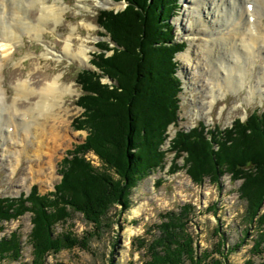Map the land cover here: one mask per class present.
Instances as JSON below:
<instances>
[{
	"label": "trees",
	"instance_id": "1",
	"mask_svg": "<svg viewBox=\"0 0 264 264\" xmlns=\"http://www.w3.org/2000/svg\"><path fill=\"white\" fill-rule=\"evenodd\" d=\"M125 2L121 12L98 14L103 37L116 46L99 42V52L91 60L97 70H81L77 76L83 91L77 105L83 113L73 126L87 131L88 137L61 162L62 179L54 192L41 196L33 186L27 197L0 198V233L4 223L31 212V264H49V257L65 250L89 249L92 238L113 226V209L120 205L123 213L130 210L132 191L148 176L165 169L173 153L177 158L185 157V165L180 168L175 161L171 175L185 169L197 186L206 180L219 186L225 175L232 182H241L238 193L245 211L239 242L228 247L226 234L214 228L216 241L202 248L194 229L201 225L196 222L197 207L185 203L161 213L160 223L149 227L145 237L134 239V249L144 250L143 264H229L231 255L249 239L254 243L253 257L245 264H264V260L256 263L254 259L264 255V112L255 111L245 122L237 119L224 130L220 125L209 129L203 123L188 132L179 129L183 81L177 75L175 57L186 44L175 41L171 19L181 8L180 1ZM110 51L114 53L107 56ZM103 79L118 84L112 86ZM171 125L176 136L165 150ZM89 153L99 157L102 167L88 162ZM217 209L216 204L208 208L210 212ZM75 213L92 224L94 232L82 239L72 232L57 234L56 224L68 221ZM21 258L18 232L3 237L0 264ZM55 264L63 263L57 260Z\"/></svg>",
	"mask_w": 264,
	"mask_h": 264
},
{
	"label": "rangeland",
	"instance_id": "2",
	"mask_svg": "<svg viewBox=\"0 0 264 264\" xmlns=\"http://www.w3.org/2000/svg\"><path fill=\"white\" fill-rule=\"evenodd\" d=\"M17 1L7 0L10 8ZM49 1L54 4L55 0ZM98 1L84 0L85 5L82 8L79 7L78 0H64L65 6H67L65 14L67 20L58 26L51 22H48V26L44 24L46 30L43 38L30 37L28 34H24L18 40L12 58L6 61L2 67L0 81L3 82L9 95L5 96L4 92H1V96L3 99H9V104H12L13 99L16 97L14 86L17 85L20 79H31L32 83H35L34 86L40 89L47 83L48 78L51 79L56 75H61L62 82L71 86L75 92L73 95H68L66 99V108L70 110V114L66 117L69 126L66 127L67 130H63V146L56 151L55 156L43 155L42 159L38 161L30 158L31 154H29V157L21 155V144L19 142L21 138L18 135L21 128H17L14 133L17 140L9 137L10 130L7 128V138L4 136L5 146L3 147L2 143L0 146V198H19L22 195L27 197L34 185L38 187L41 196L54 192L56 185L62 179L59 174L61 162L75 146L84 143L89 135L87 131H77L72 124L73 120L83 113V110L77 106V100L83 93L76 80L78 73L84 67L78 61L72 62L70 59L50 60L43 55L48 49L45 46L46 43L62 51L65 39L73 32L77 42L79 40L84 41L79 38V35L90 38L85 43L93 48L90 55L92 59V55L99 52L98 43L106 41L105 38H102L105 35L104 30L98 26L99 12L114 11L118 13L125 10L127 6L125 0H116L120 8H98ZM179 1L181 8L171 19L174 26L175 41L178 44H186L185 49L177 53L175 57L178 65L177 75L183 81L178 128L188 132L199 123H203L209 129L220 125L221 129L224 130L231 127L236 119L244 121L255 111L263 113L264 82L260 81L258 83L257 78L262 77L261 67H264V45L262 43L259 45L261 51L255 62V68L252 67L251 59L242 61L246 69L251 70L250 75H248L249 85L250 83L259 84L263 90L262 93L259 92L258 94L257 90H252L249 95L248 84L237 92L228 88L225 79L214 81L216 76L211 71L212 62L214 61L212 57L206 59L205 67L192 65L186 62L183 57L189 50L194 52L197 49H206L210 39L207 33L206 36L198 35L195 40L192 36H189L190 38L186 36L188 31L199 29V25L196 23L197 10L188 8L191 5L190 0ZM257 1H259L261 7L257 5ZM251 2H255V8L258 12L262 9V15L258 16L260 19L264 16V0L246 1L247 15ZM22 4L27 6L24 1ZM234 8L238 10L237 6L232 7V10ZM37 15H40L39 12L33 9L29 17L36 19L38 18ZM230 15L220 13L218 29L208 34L209 37L213 38L215 34L220 32L228 33L234 27L233 22L229 20ZM262 19L264 22V18ZM37 20L39 21V19ZM85 22L93 24L94 28L86 27ZM75 26L79 30H73ZM0 51H3L1 47ZM113 53L114 51H110L107 56H111ZM226 54L231 55V52L229 50L223 51V55ZM88 67L94 69L91 64ZM239 70L232 71L235 78L239 75ZM103 82L112 86L118 84L110 79H103ZM219 87L223 88L224 91H218ZM36 100L35 97L32 98V101L24 100L20 107H28ZM0 109L3 110V108ZM3 113L8 115L6 112ZM15 114L19 116L18 113ZM15 120L18 123L25 122L24 115ZM2 129L6 131V128L2 127ZM175 130L176 128L173 125L169 127L167 131L168 138L163 144V149L168 150L170 148L171 142L176 136ZM31 159L34 161H31ZM86 159L94 167L96 166L95 168L102 167V163L95 153L87 154ZM175 161H177L180 168H184L185 157L177 158L176 154H170L165 169L151 174L132 191L130 210L123 213L120 205L113 209L110 214V218L114 221L113 226L104 229L101 236L92 238L89 249L65 250L58 256L49 257L48 263L55 264L58 260L63 264H143L144 250L134 249V239L145 237L149 227L160 223L161 213L176 209L185 203H193L197 207L198 218L196 222L201 225L197 228L194 226V229L202 248H209L216 241V238H213L212 229L214 228H220L226 234L229 239L228 247L236 245L239 242V231L242 229L240 224L245 211V203L241 201L238 193L241 182H232L230 176L225 175L221 178L219 186L211 184L207 180L202 185L197 186L189 178L185 169L176 174H170L172 164ZM49 162L52 163V167H49ZM31 168H33L34 173L32 178H30ZM159 179L162 180L161 185L157 184ZM213 204L217 205L216 212L208 210ZM137 210L139 212L135 213ZM31 219L32 213L28 212L16 220L4 223L5 229L0 233V240L12 232H18L22 239V258L18 262H6L5 264H31L32 248L29 243V235L33 229ZM55 232L57 234L72 232L82 239L87 233H93L94 228L82 215L75 213L68 221L57 223ZM253 244L252 239L247 240L238 252L231 255L229 264H245L253 257L251 254ZM254 259L256 263H260L264 260V255L262 258L254 257Z\"/></svg>",
	"mask_w": 264,
	"mask_h": 264
},
{
	"label": "bare ground",
	"instance_id": "3",
	"mask_svg": "<svg viewBox=\"0 0 264 264\" xmlns=\"http://www.w3.org/2000/svg\"><path fill=\"white\" fill-rule=\"evenodd\" d=\"M23 1L26 2L27 6L22 4ZM246 1L248 0H190L191 5L188 8L197 10L196 23H198L199 29L188 31L186 36H192L195 40L198 35L206 36L207 33L210 42L208 41L209 45L206 49H197L194 52L189 50L183 55L186 62L204 67L209 57H212L213 62H215V64L212 62L211 69L216 76L214 81L225 79L228 88L237 92L246 87L247 84L249 85L250 81L248 75H250L251 70L246 69L242 61L251 59L252 67L255 68V62L261 51L259 45L260 43L264 45V22L262 19L264 16L260 19L258 17L262 15V9L258 12L255 8V2H251L247 15ZM83 2L84 0H78L79 7L83 8L85 5ZM239 2L240 5L238 6ZM256 3L260 6L259 1ZM97 4L98 8H120L116 0H99ZM235 6L238 7V10L235 8L232 10V7ZM33 9L40 14L37 15L38 18L36 19L29 17ZM66 10L67 6H65L64 0H55L54 4H51L49 0H19L11 8L7 0H0V47L3 50L0 51V75L2 67L6 61L12 58L16 44L24 34H28L30 37L43 38L46 30L44 24L48 26V22H51L58 26L64 23L67 20ZM220 13L227 15L233 13L229 16V20L233 22L234 27L228 33L220 32L211 38L208 34L218 29ZM85 25L88 28H94L93 24L85 22ZM73 30L77 31L79 28L75 26ZM79 38L84 41L79 40L77 42L75 34L70 33L65 39L62 51L46 43L45 46L48 49L43 56L50 60L70 59L72 62H80L83 67H88L90 66V55L93 48L85 41L90 38L83 35H79ZM227 50L231 52V55H223V51ZM195 55L197 56L195 57ZM236 69L240 70L239 75L235 78L232 71ZM261 71H263L262 77L257 78L258 83L264 82V67H261ZM34 84L31 79H20L14 86L16 97L13 99V103L9 104V99H3L1 96V92H4L5 96H8L9 92L4 88L3 82L0 81V108H3V110L0 109V146L1 143L3 147L5 146L4 136L7 138V128L10 130L9 137L14 140V133L20 127L21 130L18 132L21 138L19 141L21 144L20 154L28 157L31 154L30 158L39 161L43 155L55 156L56 151L63 146V130L68 129L66 128L69 126L66 117L70 114L69 108H66V99L75 91L71 86L62 82L61 75L48 78L47 83L40 89H37ZM248 88L249 95L252 90H257L258 94L263 92L257 83H250ZM218 91L223 92L224 89L219 87ZM253 95L255 94L253 93ZM33 97L37 99L36 103L34 102L25 108L20 107L24 100L32 101ZM15 113H18L19 116ZM23 115L25 122L18 123L15 119L21 118ZM2 127L6 128V131H3ZM32 159L31 161H34ZM49 167H52L51 162H49ZM30 170V178H32L34 176L33 168ZM138 212L137 210L135 213Z\"/></svg>",
	"mask_w": 264,
	"mask_h": 264
}]
</instances>
